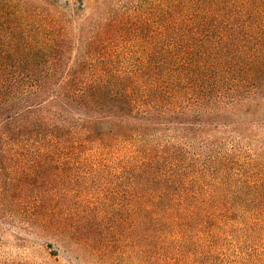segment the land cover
<instances>
[{
    "label": "trees",
    "instance_id": "16d2710c",
    "mask_svg": "<svg viewBox=\"0 0 264 264\" xmlns=\"http://www.w3.org/2000/svg\"><path fill=\"white\" fill-rule=\"evenodd\" d=\"M159 2L75 26L0 0V264H228L264 238V170L221 150L264 143V0Z\"/></svg>",
    "mask_w": 264,
    "mask_h": 264
},
{
    "label": "rangeland",
    "instance_id": "374dc122",
    "mask_svg": "<svg viewBox=\"0 0 264 264\" xmlns=\"http://www.w3.org/2000/svg\"><path fill=\"white\" fill-rule=\"evenodd\" d=\"M61 9L66 8L70 14L75 26L79 25L82 19L87 16L94 7L96 0H53ZM120 4L128 6L154 5L160 4V0H116ZM163 3V0H161ZM81 5V8H78ZM232 149L235 154V161L240 164H254V168L259 173L264 170V143L258 142L249 144L240 142L237 146L232 143L222 145L221 150ZM243 232V231H242ZM238 231L233 237L229 238V243L225 249L228 253V264H258L256 258L262 251V234H256L253 237H244L245 235ZM8 238V234L3 235ZM58 257L62 264H80L71 261L67 254L62 251L58 252ZM263 264V263H262Z\"/></svg>",
    "mask_w": 264,
    "mask_h": 264
}]
</instances>
